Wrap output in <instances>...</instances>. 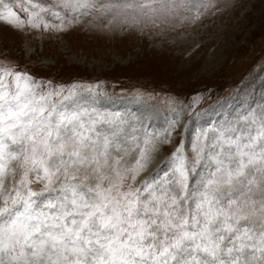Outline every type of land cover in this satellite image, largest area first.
I'll list each match as a JSON object with an SVG mask.
<instances>
[{"label":"snow or ice","instance_id":"6c2138e0","mask_svg":"<svg viewBox=\"0 0 264 264\" xmlns=\"http://www.w3.org/2000/svg\"><path fill=\"white\" fill-rule=\"evenodd\" d=\"M215 7L0 0V22L62 29L69 14L131 10L155 23ZM93 94L91 86L44 85L0 62V264H264V108L182 138L162 169L137 183L158 145L180 134L179 114L163 137L145 130L141 143L135 126L126 131L120 114L90 102Z\"/></svg>","mask_w":264,"mask_h":264},{"label":"rangeland","instance_id":"374dc122","mask_svg":"<svg viewBox=\"0 0 264 264\" xmlns=\"http://www.w3.org/2000/svg\"><path fill=\"white\" fill-rule=\"evenodd\" d=\"M214 2L218 7L195 20L194 12L182 11L153 23L129 10L115 17L69 14L62 29L0 22V62L44 85L91 86L90 102L120 114L126 131L135 126L141 143L145 130L163 137L179 114L180 134L158 145L139 183L162 169L182 138L264 108V0ZM43 15L50 25L61 24Z\"/></svg>","mask_w":264,"mask_h":264}]
</instances>
